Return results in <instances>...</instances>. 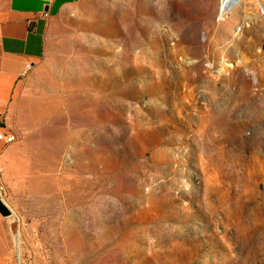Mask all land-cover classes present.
Here are the masks:
<instances>
[{"label":"rangeland","instance_id":"rangeland-1","mask_svg":"<svg viewBox=\"0 0 264 264\" xmlns=\"http://www.w3.org/2000/svg\"><path fill=\"white\" fill-rule=\"evenodd\" d=\"M79 0L0 134L11 264H264V0Z\"/></svg>","mask_w":264,"mask_h":264},{"label":"crops","instance_id":"crops-1","mask_svg":"<svg viewBox=\"0 0 264 264\" xmlns=\"http://www.w3.org/2000/svg\"><path fill=\"white\" fill-rule=\"evenodd\" d=\"M79 0H0V112L7 105L18 79L44 53L51 19ZM7 218V217H6ZM0 216V264H11L6 241L7 222ZM8 239L10 237L7 234Z\"/></svg>","mask_w":264,"mask_h":264},{"label":"built area","instance_id":"built-area-1","mask_svg":"<svg viewBox=\"0 0 264 264\" xmlns=\"http://www.w3.org/2000/svg\"><path fill=\"white\" fill-rule=\"evenodd\" d=\"M3 121V114L0 112V123ZM15 141V136L10 133H2L0 134V165H1V154L4 149L9 144H12ZM4 186L2 181L0 180V192H3Z\"/></svg>","mask_w":264,"mask_h":264},{"label":"bare ground","instance_id":"bare-ground-1","mask_svg":"<svg viewBox=\"0 0 264 264\" xmlns=\"http://www.w3.org/2000/svg\"><path fill=\"white\" fill-rule=\"evenodd\" d=\"M241 0H220L219 18L223 19L240 3Z\"/></svg>","mask_w":264,"mask_h":264},{"label":"water","instance_id":"water-1","mask_svg":"<svg viewBox=\"0 0 264 264\" xmlns=\"http://www.w3.org/2000/svg\"><path fill=\"white\" fill-rule=\"evenodd\" d=\"M0 216L4 218L11 216L10 209L3 203L1 199H0Z\"/></svg>","mask_w":264,"mask_h":264}]
</instances>
